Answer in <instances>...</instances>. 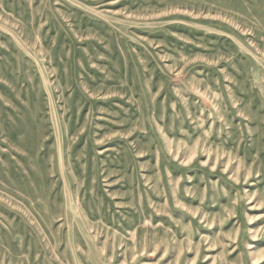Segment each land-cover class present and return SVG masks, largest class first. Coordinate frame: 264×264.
<instances>
[{
    "label": "rangeland",
    "instance_id": "374dc122",
    "mask_svg": "<svg viewBox=\"0 0 264 264\" xmlns=\"http://www.w3.org/2000/svg\"><path fill=\"white\" fill-rule=\"evenodd\" d=\"M0 264H264V0H0Z\"/></svg>",
    "mask_w": 264,
    "mask_h": 264
}]
</instances>
